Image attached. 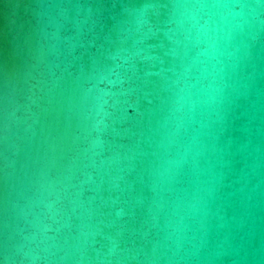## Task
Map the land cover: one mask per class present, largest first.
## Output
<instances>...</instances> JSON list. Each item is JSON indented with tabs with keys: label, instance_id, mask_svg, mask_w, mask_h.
<instances>
[{
	"label": "water",
	"instance_id": "1",
	"mask_svg": "<svg viewBox=\"0 0 264 264\" xmlns=\"http://www.w3.org/2000/svg\"><path fill=\"white\" fill-rule=\"evenodd\" d=\"M0 264H264V0H0Z\"/></svg>",
	"mask_w": 264,
	"mask_h": 264
}]
</instances>
